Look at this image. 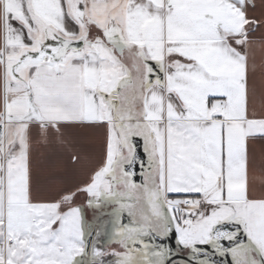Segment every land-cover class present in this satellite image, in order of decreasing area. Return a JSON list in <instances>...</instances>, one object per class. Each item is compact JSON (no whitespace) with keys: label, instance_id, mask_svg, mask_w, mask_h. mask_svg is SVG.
<instances>
[{"label":"snow or ice","instance_id":"snow-or-ice-1","mask_svg":"<svg viewBox=\"0 0 264 264\" xmlns=\"http://www.w3.org/2000/svg\"><path fill=\"white\" fill-rule=\"evenodd\" d=\"M257 46L264 0H0V264H264Z\"/></svg>","mask_w":264,"mask_h":264},{"label":"crops","instance_id":"crops-1","mask_svg":"<svg viewBox=\"0 0 264 264\" xmlns=\"http://www.w3.org/2000/svg\"><path fill=\"white\" fill-rule=\"evenodd\" d=\"M257 4H259V0H256ZM260 9L257 8L256 15H259ZM251 15V13H250ZM260 34L257 33V36ZM255 60L257 63V82L260 81V75H261V62L264 61V48H261L259 46L255 47ZM92 149L95 152H98L99 150V144L98 142L92 143ZM63 161H59L60 167L56 170L55 176L57 177L58 181H63L65 183H74L80 179H82L81 174H75L70 169L63 167ZM262 164H264V161H262L259 152L257 153V159H256V187L257 192L259 193L261 188H264V170H262ZM46 178V177H45ZM253 174L250 172L249 180L250 183L252 182Z\"/></svg>","mask_w":264,"mask_h":264}]
</instances>
